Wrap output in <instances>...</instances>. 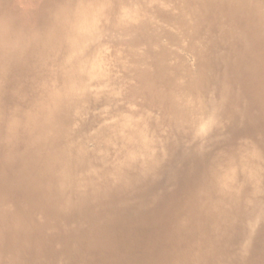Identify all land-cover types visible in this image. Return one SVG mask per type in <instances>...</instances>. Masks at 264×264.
Instances as JSON below:
<instances>
[{"label":"bare ground","instance_id":"obj_1","mask_svg":"<svg viewBox=\"0 0 264 264\" xmlns=\"http://www.w3.org/2000/svg\"><path fill=\"white\" fill-rule=\"evenodd\" d=\"M0 264H264V0H0Z\"/></svg>","mask_w":264,"mask_h":264}]
</instances>
